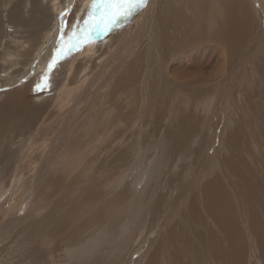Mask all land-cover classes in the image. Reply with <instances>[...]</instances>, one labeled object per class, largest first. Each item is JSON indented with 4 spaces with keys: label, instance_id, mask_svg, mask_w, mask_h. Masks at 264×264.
<instances>
[{
    "label": "rangeland",
    "instance_id": "374dc122",
    "mask_svg": "<svg viewBox=\"0 0 264 264\" xmlns=\"http://www.w3.org/2000/svg\"><path fill=\"white\" fill-rule=\"evenodd\" d=\"M87 1L90 0H0V94H4L3 91L5 92L8 88L11 89L16 86H21L24 82L31 81L33 85L31 87L28 86L21 92L23 96L27 97V102L38 104L46 101V103L48 102L52 106L55 103L54 95L57 93L53 95L51 92L52 84L57 82L53 80V75L55 74L57 78L61 77V71L66 69L65 65L68 62L76 66L80 62L85 66L87 64H91L92 66L95 63L99 65V62L103 59H97L96 61L95 56L98 53V48L102 49L101 45H106L107 41L111 38L113 26L120 21L121 17H125L130 10H140V4H142V0H120V3L124 5L127 4V8V6L124 5L118 6L120 3L118 2L117 4L115 0H110L106 5V1L103 0L95 6L94 3H90L92 5H87ZM128 1L129 3H127ZM248 1L251 6L254 7L257 28H255V31L253 29L254 27L245 29L249 31L244 32V38H246V40L239 53H237V48L235 49L233 47L230 49L231 52L228 49L224 53L225 55L219 53V59L221 58L220 60L223 63V68L219 74L211 76L209 79L210 81L208 80V82H205L206 85H202V87H200V85L196 87L193 86L191 88L192 90L188 89L189 87L185 88L180 86L174 79L172 80L173 86L170 83L171 79L168 77V72H171L174 68L178 69L175 73H184V70H186L188 66L195 67L200 64L203 70H205V60L209 56L210 47L212 49L211 42L207 40L201 46L203 50L200 46H198L200 48L199 50L195 48L197 45L195 47L194 45H189L184 48V51H178V55H187V53L189 55L197 54L195 56L204 55V58L200 61H197V57L195 58L194 56L192 64L186 61L183 64L184 67L181 65L180 61L184 58L187 59V56L180 60L173 59L174 63L172 64L174 68H167L166 60L165 67H163L161 60L152 55L153 58L151 60L148 59L147 67L152 74V77L151 74H149L148 81L151 79L153 84L149 83L150 85L146 86L144 89L142 87L139 88L137 82L133 84L134 93L137 96L146 93L145 96L147 100L140 109L132 110L133 114L129 119H121L117 115L120 108L123 106L122 104L125 103L117 102V100L115 101L113 95L115 94L116 97L124 95L118 92L117 88L119 84H116L114 81V79H117V75L122 74V71L117 75L111 74L113 76L105 83L112 87L113 91L109 93L107 91L108 96L104 94L105 89L102 91L103 93H101L100 89L95 94L97 99L94 98V101L92 100L91 103L99 102V104L94 105L96 110L100 109L103 105L110 107L109 109L112 111L109 113V118L115 120L114 127H112L111 130L113 132L107 129L108 124L106 125L103 122L96 127L102 124L105 125L104 127L98 129V132L94 131L95 133H89L85 138H77L79 135L71 132L69 129L68 131L71 132L72 138L70 137V139L72 143L68 150V147H66V152L59 153L67 157L63 155L60 157L62 158L60 160L53 159L52 164L57 167H52L50 169L48 167L49 165L47 167H39L41 158L44 159L43 155L48 156L47 159L49 162L50 155L55 156L58 153L56 152L54 154V152L50 153L49 151L50 154H41L42 150L39 144L45 149L44 144H42L45 142V140L43 141L45 138L43 133H35L31 139L32 135L29 134L31 127L24 124L18 129L17 126H20L21 123H14L11 124L8 129L3 128L0 130L1 155L9 154L8 156L12 158L14 152L17 156L19 153V158L23 160L27 159L25 162L26 166H28L27 164L29 161H33L34 158L36 162L39 161L38 168H34V170L38 169L40 172L38 175L39 180L37 179L39 182L33 181V183L29 184V178L26 177L30 174L27 173L25 178L24 175L21 174L20 177L22 176L24 178L23 182H25V186L22 185L23 188H21L20 193H17V199H19L20 203L18 208L10 211L6 209L0 211V220L7 219L5 220L6 222L14 216H20V218L25 219L19 222V224H24L23 227H19L18 224V227L13 226L12 228L8 226L7 223H2L1 226L6 227V231L8 229L9 235L11 234L10 238L14 239V241L15 238H21V233L26 230L24 229L26 226L30 227L32 229L31 231H33V229L35 232L37 231L36 234L45 235L42 239L45 241H41L38 238L34 240L35 236L32 235L33 248L28 251L30 252V256L32 255V260L35 259L34 256L37 254V251L43 253L44 260L46 261L45 264H53V262L54 264H69L65 259L62 260L60 258L59 247L63 250H67L68 247L64 244L69 243L72 238H75L73 237L74 234L78 237L79 232L84 233V231H91V227H87L102 224L106 218H109L110 222L105 221L102 224L101 231H106V226L110 223H114L115 230L113 234L118 238H121L122 235L126 236L127 244L123 247L124 249L122 248V251L120 250L116 260L105 263L104 260L108 258L102 259L100 257L95 261L97 264H264V0ZM102 3L104 5L100 8ZM132 3L135 6L129 8V4ZM53 4H55V6ZM205 4L207 3L205 2L204 5ZM151 5L154 6L153 1H151ZM87 6H89V8H86ZM119 7L121 8L119 9ZM86 12L89 13L88 18H83L85 21L84 24L82 26H77V22L80 20L79 16H81L80 14L83 15V13ZM101 15L104 17L102 18ZM13 16L16 17L14 22H12L14 18L10 19ZM248 18L249 17H247V21ZM260 19L263 20V25ZM95 20L97 21L93 25ZM38 21L40 23H38ZM34 23H37V25L34 26L35 33L33 34V38L31 34L32 30L29 26H32ZM44 24L46 25L45 28L43 27ZM144 28L147 29V25L146 27L144 26ZM40 32L42 36L37 38ZM131 34L132 31L118 40V43L113 49L117 54L122 55L126 51V48L136 44V41L132 44L128 42ZM53 37L55 38L54 42L52 41ZM103 37L104 40L102 41ZM250 37L251 39H249ZM84 43H86L87 46H92L91 50H86L87 47H85ZM136 45L138 48H141L140 42H137ZM93 46H95L94 49ZM190 47L191 49L195 48L194 51H189L188 49ZM81 50L89 51L87 54L81 55V53H83ZM27 51L30 55L27 54ZM184 52L186 54H183ZM128 53H126V55ZM142 53L145 54L144 50H142ZM135 54L136 52L132 55L131 60L134 58ZM163 54L164 53H162V55ZM52 55L53 57L51 58ZM21 56L24 57L21 58ZM87 56H89V60H87ZM65 57L67 60H64ZM130 57L131 56H128L127 59ZM84 60H87L88 63H84ZM194 61L197 64L194 63ZM175 62L179 63L178 66H176ZM24 63L26 65H24ZM82 63L80 64L83 67L84 65ZM213 69L218 70L220 67L215 66ZM193 70L194 69H187V72ZM210 70L211 69L206 70L207 73H209ZM76 71L79 73L77 80L85 78L80 77L81 70L80 72H78V70ZM158 71L159 73H157ZM93 72L95 73L96 71L93 70ZM8 75L10 77H7ZM180 75L181 74L177 76L182 78L183 74ZM200 75H202V73ZM108 82L111 83L108 84ZM168 87H170V89ZM223 87L225 92L222 93L221 96H217V100L212 104L213 107L210 110L208 103L211 102V99L216 94H219L218 91ZM11 92L12 91H10V93ZM74 92L73 90L71 99L77 98L76 94L79 92H75V94ZM174 93H177L175 97L178 94L181 95L180 98H182V95L185 96L184 104L181 102L175 105L174 101L170 102L169 99H172ZM135 94H133L134 98H130V100H134L133 102L138 103L139 107L140 99H136ZM7 95L5 94V97ZM51 96L53 98H51ZM194 96L195 99H193ZM7 98L8 100L10 99V101L5 104ZM7 98L5 99L6 101L0 100V117L3 114H11L5 111L9 102L20 104V102L23 101V98L18 95L13 97L8 96ZM200 99H206V101L204 100L199 104L200 107L192 104L193 100L199 102ZM100 100H103V102ZM86 103H88V101L84 102L82 105ZM133 104L134 103H132L130 107H132ZM204 104H207V106ZM55 105L56 104H54V106ZM3 106L5 107L3 108ZM202 106L204 107L202 108ZM200 108L201 110H199ZM87 109L88 108H86V110ZM201 111H203V113L205 112L204 115H202L203 113H201ZM124 112L126 111L124 110ZM171 112L172 115L169 114ZM184 112L187 114L185 115ZM174 113H179L180 115L178 114L176 116ZM215 113H218L219 116L218 114L214 115ZM205 115L207 118L204 117ZM58 118H63V115H59ZM177 120L182 121V123L180 121L177 122ZM187 120L188 122L186 123ZM201 120L203 122H201ZM58 122L59 120L52 124L54 129ZM77 122L78 121L74 123V128H77L81 123V121L80 123L78 122L79 124ZM191 122L194 123V126ZM179 123H181V126ZM176 125H179L177 126L178 128H176ZM96 127H91L90 131ZM179 127H182L183 132L185 131L184 134ZM191 127L193 128L191 129ZM243 128H245V130ZM196 129L198 132H194L197 131ZM204 130L206 132H204ZM191 131L193 133H191ZM201 131H203L204 134L206 133V135L200 133ZM188 132L192 134V138H189L190 135ZM96 133H98V136ZM104 133L106 134L104 135ZM122 133L124 136H122ZM194 134H197V136L200 135L201 138L203 136V140H201L200 137L196 139L197 136ZM51 135L52 137L55 136L52 131L48 133V136ZM63 138L68 139V137ZM86 138L87 140H85ZM125 141H127V143H125ZM74 142H79V147H77L79 151L76 162L73 161L74 164L71 165L73 157L70 155V152H73ZM59 143L60 140L58 144ZM136 145L140 146L137 147ZM54 146L57 147V144L54 143ZM62 146L64 145L62 144ZM49 147L50 146H48V148ZM125 147L131 148L127 150ZM174 149L175 151L173 152ZM61 150L58 149V151ZM112 151L113 153H110ZM194 151L196 152L195 154ZM29 153L32 155H29ZM70 157L72 160H69ZM177 157H179V159ZM126 158L128 161H126ZM137 159H139V161H137ZM19 163L15 164L13 162V164H15L14 169ZM145 167L148 168L146 169ZM147 174L150 176L148 177ZM9 177L12 178V176ZM40 178L45 179L42 181ZM115 178L118 179L116 180ZM9 179L5 170L0 166L1 193L7 191ZM14 180L18 182L22 181L18 176L15 177ZM253 184L254 187H252ZM26 201H28V205L31 207H37L38 213L35 216L26 217L25 211L21 207L23 205L28 207V205L25 204ZM110 205L112 208H110ZM131 206L132 208H130ZM224 206L227 208H224ZM122 209L123 212H121ZM131 210L135 211L131 213ZM21 211H23L24 214H22L25 216L19 215L18 212ZM118 212L123 214L119 213L116 219H114V215L116 216ZM128 213L131 214L128 215ZM77 228H80L78 229L79 231H74ZM20 229L24 230L21 231ZM112 229L113 228L110 229L111 232ZM101 231L99 230L100 233H102ZM19 232L20 235H18ZM24 232L26 233V235L22 233L24 240L22 238V240L18 239L19 241L17 240V244L20 243L21 251L23 250L26 252L29 246L24 243V241H26L24 237H28L27 233L29 232ZM100 233H98L99 238H104L100 245L103 249H107L110 242L109 238ZM85 235L87 234L82 236L84 237ZM11 239L9 242H5L3 246H8ZM117 243L118 240H116L115 244ZM113 247L114 245L112 244V249ZM32 252L35 253V255H33ZM40 253H38L39 258H41ZM222 255L228 257L223 258ZM27 256L30 258L28 253ZM46 256L48 257L46 258ZM9 258H11V256H7V260ZM13 258L18 260L15 254ZM34 262H36V259Z\"/></svg>",
    "mask_w": 264,
    "mask_h": 264
},
{
    "label": "bare ground",
    "instance_id": "6f19581e",
    "mask_svg": "<svg viewBox=\"0 0 264 264\" xmlns=\"http://www.w3.org/2000/svg\"><path fill=\"white\" fill-rule=\"evenodd\" d=\"M53 1V0H52ZM94 1V2H93ZM103 0H90V1H87V5H89L90 3H94V6L95 5H98L99 3H101ZM106 3H109L110 0H105ZM116 3L118 4V2L120 3V0H115ZM131 1V0H130ZM151 1H153V4L154 6L151 5ZM84 2V1H82ZM207 3L204 5V3ZM85 3V2H84ZM129 3V1L127 2ZM86 4V3H85ZM90 4V5H92ZM114 4V3H113ZM133 4V3H132ZM55 6V4H53ZM77 5V4H76ZM79 5V4H78ZM103 3L100 5V8L103 7ZM122 6L124 5L123 3H120L118 4V6ZM124 6H127L124 5ZM123 6V8H124ZM141 8L140 10H137L136 9H132L129 11V13L125 16V17H121L120 18V21H118L115 26H113V31L111 32L112 36L111 38L109 39V41H107V44L106 45H101L102 46V49L101 48H98V53L97 55L95 56V59L97 61V59L101 60L103 59L102 61L99 62V65H96V63L94 65L91 66V64H87L89 60V56H87V60L84 62L86 63L87 65L85 66L82 62L84 66L82 67L80 63L76 65H72V63L68 62L65 66H66V69L62 70L61 73L62 75H60L61 77L57 78L56 75L54 74L53 75V80L57 81V82H54L51 86L52 90H55V91H52V94L54 95V93H56L55 96V103L56 104V108L54 106V104L51 106L50 103H46V101H44L43 103L40 102V103H32L31 102H27V97L23 96L21 94V92H23L28 86H32V82L31 81H27V82H24V84H22L21 86H16V87H13L11 89L8 88V90H6L5 92L3 91L4 94H0V100H5L8 96H15V95H18L20 97L23 98V101L20 102V104H17V103H13V102H9V104H7V107H6V110L5 111H8L9 115L7 114H3L1 117H0V130H2L3 128L4 129H8L9 126H11V124H14V123H21L20 126H17L18 129H20V127L22 125H27L29 127H31L30 129V135L31 136V139L33 137V135L35 133H43L45 138L43 139V141L45 140L44 143V147L45 149H43L41 146V144H39V147H41V154L43 153H53L54 154L56 152H58L55 156H51L50 155V158H49V162H48V159H47V155H43L44 156V159L41 158V163L36 162L35 161V158L33 161H29V163L27 164L28 166H26L25 162L26 160L22 159V158H19V153H18V156L17 154L14 152V156L12 158H10L8 155H1L0 154V166L3 168V170H5L7 176H8V179H9V186L7 188V191L4 192V193H1L0 191V211L1 210H12V209H17L18 206H19V199H17V195L20 193V190L21 188H23V186H25V182H23V179L25 178L26 174L29 173L30 175H28L26 178H29V184L30 183H33L38 181L39 177V171L38 169H35L34 168H38V163H39V167H49L52 168V167H57L55 165L52 164V161L53 159H62L60 158L61 156H63L64 154L60 155L59 153L60 152H66V147L67 150L70 148L71 146V132H74L75 134H78L79 137L77 138H82V137H86L89 133H95L96 131L98 132V129H100L101 127H104L105 125H100L99 127H96L98 126L100 123H105L107 125V129H110V131L112 130V127H114V124H115V120L113 118H109V113L110 110L109 106H101L100 109L96 110V108L94 107L95 104H99L98 103H91V101L95 98L97 99V97L95 96V94L101 89V93H103L102 91L104 90V94L108 95V93L110 91H113L112 87L106 85V81L113 75L111 74H115L117 75L119 72L122 71V74L120 75H117V79H114L115 83L116 84H119L118 86V92L120 94H124L122 96H115L114 95V98H115V101L117 100V102H124L125 104H122L123 106L120 108V111L119 113L117 114L121 119H129L131 117V115L133 114V111L132 110H135V109H140L143 104L146 102V96L145 94L146 93H141L140 95H136L133 91V84L134 83H138L139 85V88L142 87L143 89L150 85L152 83V80L150 79V81H148V76L149 74H151V71L148 70L149 68L147 67L148 65V59H152L153 56H155L157 59L159 58L162 62V65L163 67H165V60H166V64H167V68L168 67H171V68H174L173 64V59H182L184 58L185 56H187L188 58L187 59H182L180 61L181 65L183 66V64L187 61H189L191 64L194 60V56L197 55V54H194V55H189L187 53V55H178L179 52L178 51H181L183 50L184 51V48L186 46H189V45H194V47L197 45V47H195L196 49L198 48L200 50V48H202L201 46L203 45V43H205V41H209L211 42L212 44V49L210 47V50H209V56L208 58H206L205 60V70H203V68L199 65L195 66V67H191V66H188L186 68V70H184V73H175L178 69H172L171 72H168L169 73V76L170 79H171V85L173 86V79L176 80V82L182 86V87H189L188 89H191L193 86H198L200 85V87H202V85H206L205 82H208V80L210 79L211 76L213 75H217L219 74V72L222 70V66H223V63L221 62V58L219 59V53L221 55H223L228 49L230 51V49H232L231 47L233 48H237V53H239L240 49L243 47L244 43H245V40L246 38H244V32L245 31H249V30H245L247 28H252L254 27V31H255V28H257V19H256V16H255V13H254V7L251 6L250 2L248 0H142V4H140ZM261 7V6H260ZM263 7V6H262ZM86 8H89V6H87ZM93 8V7H92ZM99 8V9H100ZM121 7H119L120 9ZM128 8V6H127ZM34 9V8H33ZM85 9V8H84ZM126 9V8H125ZM124 9V10H125ZM36 10V9H35ZM95 11V10H94ZM257 11V10H256ZM124 12V11H123ZM258 12V11H257ZM262 12V11H261ZM95 13V12H94ZM258 14V13H257ZM262 14V13H261ZM81 16L80 17V20L77 22V26H82L84 24V19H87L88 16H89V13H83L80 14ZM94 15V14H93ZM96 15V14H95ZM92 16V15H91ZM90 16V17H91ZM97 16V15H96ZM102 18L104 17L103 15H101ZM154 16V17H153ZM89 17V18H90ZM100 17V16H99ZM98 17V18H99ZM247 17L248 18V21H247ZM14 18V19H13ZM84 18V19H83ZM93 18V16H92ZM91 18V19H92ZM101 18V19H102ZM258 18V17H257ZM10 19H13L12 22H14L16 20V17H12ZM261 20V19H260ZM44 21V20H43ZM97 20H95L93 22V25L96 23ZM101 21V20H100ZM263 20H261V23H262ZM91 22V23H92ZM99 22V21H98ZM25 23V22H24ZM32 23V22H30ZM38 23H40L38 21ZM150 23V24H149ZM217 23V24H216ZM145 24V25H143ZM254 24V25H253ZM259 24V23H258ZM3 25V24H2ZM37 25V23H34L32 26H29L32 30V35L35 33L34 31V26ZM92 25V24H91ZM109 25V24H108ZM147 25V29L144 28V26L146 27ZM263 25V23H262ZM260 25V26H262ZM0 26H1V20H0ZM45 24L43 25V27L45 28ZM73 27V26H72ZM71 27V28H72ZM86 27H87V22H86ZM94 27V26H92ZM110 27V26H109ZM112 27V26H111ZM1 28V27H0ZM78 29V28H77ZM108 29H111V28H108ZM1 30V29H0ZM244 30V31H243ZM14 31V30H13ZM25 31V29H24ZM56 31V30H55ZM69 31V30H68ZM74 31V30H73ZM89 31V30H88ZM94 31V30H93ZM130 31H132V34L131 36L129 37L128 39V42L130 44H132L133 42L136 41V44L137 42H140V46L141 48H138L137 45H133L132 47L129 46L128 48H126V51L120 55V54H117L114 49L115 45L118 43V40L124 36H126ZM28 32V31H27ZM90 32V31H89ZM257 32V31H256ZM17 33V32H16ZM77 33V32H76ZM117 33V34H116ZM263 33V32H262ZM30 34V33H29ZM255 34V33H254ZM68 35V34H67ZM104 35V34H103ZM102 35V36H103ZM28 36V35H26ZM41 32L39 34V37H41ZM58 36V35H57ZM150 36V37H149ZM26 38V37H25ZM33 38H34V35H33ZM64 38V37H63ZM253 38V36H252ZM54 37L52 39V41L54 42ZM57 39V38H56ZM67 39V38H66ZM251 39V37L249 38ZM248 39V40H249ZM50 40V39H49ZM97 40V39H96ZM104 40V37L102 39V41ZM106 40V39H105ZM247 40V41H248ZM253 40V39H252ZM27 41V40H26ZM30 41V40H29ZM62 41V40H60ZM246 41V42H247ZM255 42V41H254ZM28 43V42H27ZM62 43V42H61ZM100 43V42H99ZM23 44V43H22ZM29 44V43H28ZM51 44V43H50ZM96 44V43H95ZM86 50L89 49L91 50L92 46H87L86 43H84ZM92 45V44H90ZM207 45V44H206ZM210 45V44H209ZM27 46V45H25ZM200 46V48L198 47ZM205 46V45H204ZM56 47V46H55ZM84 47V48H85ZM207 47V46H206ZM32 48V47H31ZM95 48V46H93V49ZM194 48V49H195ZM25 49V48H24ZM48 49V47H47ZM194 49L191 47L188 49L189 51L190 50H193ZM30 50V49H29ZM88 50V51H89ZM142 50H144L145 54L142 53ZM152 50V51H151ZM203 50V48H202ZM213 50V51H212ZM25 51V50H23ZM32 51V50H31ZM88 51H85V50H81V55L82 54H87ZM182 51V52H183ZM193 51H191L192 53H194ZM198 51V50H197ZM28 52V51H27ZM94 52V51H93ZM129 52V53H128ZM135 54L134 58L131 60L132 58V55ZM139 52V53H138ZM181 52V53H182ZM188 52V51H186ZM199 52V51H198ZM231 52V51H230ZM92 53V52H91ZM126 53H128L126 55ZM162 53H164L162 55ZM190 53V52H189ZM201 53V52H200ZM25 54V53H23ZM28 55L29 52L27 53ZM46 54V53H45ZM43 54V55H45ZM183 54H186L185 52ZM235 54V53H234ZM26 55V54H25ZM153 55V56H152ZM225 55V54H224ZM227 55V53H226ZM229 55V53H228ZM50 56V55H49ZM86 56V55H85ZM128 56H131L130 58L127 59ZM152 56V57H151ZM199 56V55H198ZM198 56H195V58L197 59V61L199 60H202L204 58V55H200L199 57ZM234 56V55H233ZM9 57V55H8ZM24 57V56H21V58ZM53 57V55L51 56V58ZM78 57V56H77ZM80 57V56H79ZM82 57V56H81ZM84 57V56H83ZM235 57V56H234ZM42 58V57H41ZM56 58V57H55ZM28 59V58H27ZM81 59V58H80ZM243 59V58H242ZM11 60V59H10ZM64 60H67V58L65 57ZM62 60V61H64ZM83 60V59H82ZM156 60V59H155ZM153 60V61H155ZM12 61V60H11ZM41 61V60H40ZM177 61V60H176ZM51 62H52V59H51ZM179 62V61H178ZM176 63V66H178L179 63ZM240 62V61H239ZM243 62V61H242ZM11 63V62H10ZM63 63V62H62ZM194 63H196L194 61ZM12 64V63H11ZM52 64V63H51ZM61 64V63H60ZM159 64V63H158ZM172 64V66H171ZM197 64V63H196ZM231 64V63H230ZM19 65V64H18ZM24 65H26L24 63ZM186 65H189V64H186ZM194 65V64H193ZM21 66V65H20ZM76 66V67H75ZM88 66H89V69H88ZM215 66H219L220 69L218 70H215L213 69ZM18 67V66H17ZM38 67V66H37ZM44 67V66H43ZM57 67V66H56ZM75 67V68H74ZM158 67V66H157ZM184 67V66H183ZM200 67V68H199ZM226 67V66H225ZM239 67V66H238ZM86 68V69H85ZM177 68V67H176ZM18 69V68H17ZM45 69V68H43ZM184 69V68H183ZM187 69H194L193 71H190V72H187ZM209 73H207L206 70H209ZM16 70V68H15ZM46 70V69H45ZM80 72V77L83 78L85 77L84 79L82 80H77V77L79 75V73H77V71ZM93 70H95L96 72L94 73ZM14 71V70H13ZM12 71V72H13ZM18 71V70H17ZM155 71V70H153ZM160 71V70H159ZM159 71L157 73H159ZM169 71V69H168ZM182 71V70H181ZM186 71V72H185ZM58 72V71H57ZM202 73V75H200ZM59 74V72H58ZM179 74H183V77H179L177 75ZM194 74V75H192ZM196 74V75H195ZM30 75V74H29ZM180 75V76H181ZM31 76V75H30ZM41 76V75H40ZM154 76V75H153ZM7 77H10L9 75ZM151 77H152V74H151ZM165 77V76H164ZM158 78V77H156ZM26 79V78H25ZM5 80V79H4ZM22 80V79H20ZM29 80V79H27ZM161 80V79H160ZM38 81V80H37ZM165 81V80H164ZM170 81V80H169ZM210 81V80H209ZM245 81V80H244ZM19 82V81H17ZM154 82V81H153ZM111 82H108V84H110ZM150 83V84H149ZM156 83V82H155ZM166 83V82H164ZM175 83V82H174ZM224 83V82H223ZM231 83V82H230ZM17 84V83H16ZM19 84V83H18ZM35 84V83H34ZM153 84V83H152ZM196 84V85H195ZM233 84V83H232ZM158 85V83H157ZM168 85V84H167ZM176 85V84H175ZM216 85V84H215ZM169 86V85H168ZM34 87H37V86H34ZM138 87V86H137ZM153 87V85H152ZM156 87V86H154ZM158 87V86H157ZM164 87V85H163ZM171 87V86H170ZM170 87H168L170 89ZM219 87V86H218ZM225 87V86H224ZM224 87L222 89H220L219 94H216L212 99H211V102L208 103V107L210 106V110L211 108L213 107L212 104L215 103V101L217 100V96H221L222 93H224ZM184 88V89H185ZM205 88V86H204ZM203 88V89H204ZM142 89V90H143ZM160 89V88H159ZM182 89V88H181ZM202 89V90H203ZM73 90L75 92H79L77 95V98L76 99H71V97L73 96L72 95V92ZM127 90V91H126ZM129 90V91H128ZM139 90V89H138ZM156 90V89H155ZM155 90H152V91H155ZM168 90V89H167ZM192 90V89H191ZM10 91H12L10 93ZM108 91V93H107ZM124 91V92H123ZM150 91V90H149ZM151 91V92H152ZM172 91V90H171ZM170 91V93H171ZM7 92V93H6ZM74 92V94H75ZM123 92V93H121ZM148 92V91H147ZM156 92V91H155ZM205 92V91H204ZM165 93V92H164ZM181 93V92H180ZM189 93V92H188ZM200 93V92H199ZM241 93V92H240ZM5 94H9L5 97ZM111 94V93H110ZM133 94H135V98H139L140 99V106L138 107V103H135L133 102L134 100H130L134 98ZM167 94V92H166ZM165 94V96H166ZM177 93H174L173 96H172V99H169L170 102L171 101H174L175 105H178L179 103L182 102V104H184V99H185V96L182 95V98L181 95H177L175 97ZM201 94V93H200ZM105 95V96H106ZM112 95V96H113ZM195 95V94H194ZM197 95V94H196ZM241 95V94H240ZM109 96V95H108ZM151 96V95H150ZM169 96V95H167ZM198 96V95H197ZM196 96V97H197ZM170 97V96H169ZM192 97V96H191ZM51 98H53L51 96ZM50 98V99H51ZM99 98V97H98ZM162 98V97H161ZM198 98V97H197ZM210 98V97H208ZM259 98V96H258ZM195 99V96L194 98ZM203 99V98H202ZM29 100V99H28ZM154 100V99H153ZM206 101V99H204ZM204 100H201L199 102L193 100L192 101V104H194L195 106H199L200 103H202ZM236 100V99H235ZM6 101V100H5ZM10 101V99L8 100L7 98V101L5 102V104ZM88 101V103L82 105L84 102ZM94 101V100H93ZM101 101V100H100ZM164 101V100H162ZM2 102V101H1ZM103 102V100L101 101ZM100 102V103H101ZM116 102V103H117ZM161 102V101H160ZM29 103V105H28ZM133 104L132 107H130V105ZM173 103V102H172ZM198 103V104H197ZM105 104V103H104ZM107 104V103H106ZM191 104V105H192ZM111 105V104H110ZM174 105V104H173ZM203 105V104H202ZM205 106H207V104H204ZM115 106V105H114ZM172 106V105H171ZM188 106V105H187ZM5 106H3L4 108ZM128 107V109H127ZM184 107V106H183ZM190 107V106H189ZM193 107V106H192ZM204 106H202L203 108ZM225 107V106H224ZM2 108V107H1ZM2 108V110H3ZM86 108H88L86 110ZM99 108V107H98ZM196 108V107H194ZM216 108V107H215ZM95 111H94V110ZM114 109V108H113ZM118 109V108H117ZM206 109V108H205ZM209 109V108H208ZM214 109V108H213ZM124 110L126 112H124ZM174 110V109H173ZM180 110V108H179ZM186 110V109H185ZM201 110V108L199 109ZM203 110V109H202ZM31 113H29V112ZM176 111V110H175ZM174 111V112H175ZM242 111V110H241ZM240 111V112H241ZM141 112V111H140ZM188 112V111H186ZM199 112V111H198ZM213 112V111H211ZM1 113V112H0ZM4 113V112H3ZM124 113V114H123ZM153 113V112H152ZM201 113H203V111H201ZM205 113V112H204ZM204 113L202 115H204ZM223 113V112H222ZM226 113V112H225ZM138 114V112H137ZM141 114V113H140ZM154 114V113H153ZM172 115V112L169 113ZM176 114V116L179 114V113H174ZM173 114V115H174ZM185 114V112H184ZM183 114V115H184ZM187 114V113H186ZM185 114V115H186ZM193 114V113H191ZM218 113H215L214 115H216ZM6 117H5V116ZM59 115H63V118H58ZM152 115V114H151ZM180 115V114H179ZM243 115V114H242ZM191 116V115H189ZM195 116V115H194ZM219 116V114H218ZM145 117V116H143ZM186 117V116H185ZM204 117L207 118V116L205 115ZM242 117V116H241ZM264 117V116H263ZM109 118V119H108ZM191 118V117H190ZM194 118V117H193ZM192 118V119H193ZM196 118V117H195ZM246 118V117H245ZM244 118V119H245ZM108 119V120H107ZM113 119V120H112ZM147 119V118H146ZM183 119V118H182ZM187 119V118H186ZM199 119V118H198ZM201 119V118H200ZM211 119V118H210ZM234 119V118H233ZM232 119V120H233ZM240 119V118H239ZM57 120H59V122L57 123V125L55 126V129H54V126L52 125L54 122H56ZM81 123H80V121ZM185 120V119H184ZM216 120V119H214ZM231 120V119H230ZM78 121L77 123L79 124V126L77 128H74L73 125L74 123ZM140 121V120H139ZM180 121V120H177V122ZM209 121V120H208ZM246 121V120H245ZM182 123V121H180ZM188 122V120L186 121V123ZM201 122H203L201 120ZM207 122V121H206ZM76 123V124H77ZM139 123V122H138ZM181 123L180 126H181ZM185 123V125L187 126V124ZM192 123V122H191ZM197 123V122H196ZM205 123V121H204ZM237 123V122H236ZM177 124V123H175ZM194 123H192L193 125ZM138 125V124H137ZM208 125V124H207ZM95 126L96 128L93 129L92 131L91 130V127ZM109 126V127H108ZM177 126L179 125H176V128H178ZM184 126V125H183ZM194 126V125H193ZM198 126V125H197ZM201 126V125H200ZM205 126V124H204ZM213 126V125H212ZM256 126V124H255ZM259 126V125H258ZM121 127V126H120ZM243 127V126H242ZM26 128V127H25ZM153 128V127H152ZM181 128L182 130V127H179ZM185 128V127H184ZM193 127H191L192 129ZM70 129V131H68ZM207 129V128H206ZM245 130V128H243ZM103 130V129H102ZM114 130V129H113ZM118 130V129H117ZM177 130V129H176ZM197 130V129H196ZM52 131L53 134L55 135L54 137L51 136H48V133ZM95 131V132H94ZM115 131V130H114ZM167 131V130H165ZM174 131V130H173ZM189 131V130H188ZM231 131V130H230ZM237 131V130H236ZM69 132V134H68ZM113 132V131H111ZM168 132V131H167ZM180 132V131H179ZM183 134V130L181 131ZM194 132H198L197 131H194ZM204 132H206L204 130ZM203 131H201L200 133L204 134ZM110 133V132H109ZM144 133V132H143ZM172 133V131H171ZM191 133H193L191 131ZM5 134V133H3ZM15 134V133H14ZM51 134V133H50ZM90 134V135H91ZM98 133H96L97 135ZM106 133H104L105 135ZM173 134V133H172ZM180 134V133H179ZM186 134V133H185ZM189 134V132H188ZM201 134V136H202ZM238 134L240 135L239 131H238ZM246 134V133H245ZM77 135V136H78ZM189 138H192V134H189ZM197 136V134H194ZM206 135V133L204 134ZM6 136V135H5ZM98 136V135H97ZM103 136V135H102ZM120 136V134H119ZM122 136L123 133H122ZM149 136V135H148ZM157 136V135H156ZM165 136V135H164ZM175 136V135H174ZM242 136V135H241ZM63 137H68V139H65ZM74 137V135H73ZM128 137V136H127ZM158 137V136H157ZM156 137V138H157ZM172 137V136H171ZM200 137L197 136L196 139ZM205 137V136H204ZM27 138V136H26ZM72 138V137H71ZM166 138V137H165ZM164 138V139H165ZM177 138V137H176ZM175 138V139H176ZM188 138V139H189ZM201 138V137H200ZM213 138V137H212ZM217 138V137H216ZM254 138V137H253ZM1 139H2V135H1ZM30 139V140H31ZM39 139V138H38ZM91 139V138H89ZM99 139V138H98ZM114 139V138H113ZM123 139V138H122ZM127 139V138H125ZM124 139V140H125ZM153 139V138H152ZM168 139V138H167ZM166 139V140H167ZM183 139V138H182ZM195 139V137H194ZM206 139V138H205ZM252 139V138H251ZM255 139V138H254ZM253 139V140H254ZM27 140V139H26ZM60 140V143L58 144ZM87 140V138L85 139ZM170 140V139H169ZM177 140V139H176ZM191 140V139H190ZM201 140H203V136L201 138ZM257 140V139H255ZM5 141L7 143V145L9 146L6 138H5ZM23 141V140H22ZM96 141V140H95ZM102 141V140H101ZM141 141V140H140ZM199 141V140H198ZM2 142V141H1ZM86 142V141H85ZM84 142V143H85ZM97 142V141H96ZM106 142V141H105ZM112 142V141H110ZM138 142V141H137ZM146 142V141H145ZM162 142V141H161ZM196 142V141H195ZM201 142V141H200ZM203 142V141H202ZM205 142V140H204ZM257 142V141H255ZM23 143V142H22ZM54 143L57 144V147L54 146ZM101 143V142H100ZM123 143V141H122ZM125 143H127V141H125ZM153 143V142H152ZM163 143V142H162ZM181 143V142H180ZM191 143V142H190ZM62 144L64 146H62ZM87 144V143H86ZM99 144V143H97ZM110 144V143H109ZM212 144V143H211ZM85 145V144H84ZM101 145V144H100ZM194 145V144H193ZM37 146V145H36ZM48 146H50L48 148ZM83 146V145H81ZM95 146V145H94ZM127 146V144H126ZM129 146V145H128ZM137 146V145H136ZM140 146V145H138ZM137 146V147H138ZM152 146V145H151ZM192 146V145H191ZM77 147H79V142L78 143H75L73 144V152L69 151L70 152V155L73 157V160L70 159L69 160H72L71 162V165L74 164V162H76V159H77V155H78V151L77 150ZM84 147V146H83ZM108 147V146H107ZM110 147V146H109ZM149 147V146H148ZM186 147V146H185ZM195 147V146H194ZM201 147V146H200ZM209 147V146H208ZM38 148V147H37ZM85 148V147H84ZM118 148H121V147H118ZM126 148V147H125ZM131 148V147H129ZM129 148H126L127 150ZM140 148V147H139ZM158 148V147H157ZM187 148V147H186ZM39 149V148H38ZM58 149H62L61 151H58ZM137 149V148H136ZM172 149V148H171ZM178 149V148H177ZM185 149V148H184ZM189 149V148H188ZM196 149V148H195ZM208 149V148H207ZM22 150V149H21ZM91 150V149H90ZM113 150V149H111ZM110 150V151H111ZM121 150V149H120ZM125 150V149H124ZM161 150V149H160ZM165 150V149H164ZM167 150V149H166ZM6 151V150H5ZM47 151V152H46ZM106 151V149H105ZM130 151V150H129ZM136 151V150H135ZM147 151V150H145ZM172 151V150H171ZM175 151V149L173 150V152ZM185 151V150H184ZM196 151V150H195ZM194 151V154L196 153ZM236 151V150H235ZM23 152V151H22ZM84 152V151H83ZM150 152V150H149ZM193 152V151H192ZM12 153V152H11ZM10 153V154H11ZM39 153V152H38ZM49 153V154H50ZM77 153V154H76ZM108 153V151H107ZM110 153H113L110 152ZM125 153V151H124ZM148 153V152H147ZM177 153V152H176ZM184 153V152H183ZM190 153V152H189ZM246 153V152H245ZM28 154V153H27ZM53 154V155H54ZM109 154V153H108ZM191 154V153H190ZM23 155V154H22ZM29 155H32L31 153H29ZM127 155V154H126ZM149 155V154H148ZM177 155V154H176ZM113 156V155H112ZM121 156V155H120ZM23 157V156H22ZM25 157V156H24ZM27 157V156H26ZM33 157V156H32ZM64 157H67L64 155ZM96 157H97V154H96ZM163 157V156H162ZM194 157V156H193ZM19 158V159H18ZM40 158V156H39ZM37 158V159H39ZM69 158V156H68ZM179 159V157H177ZM260 158V157H259ZM80 159V158H79ZM164 159V157H163ZM183 159V158H181ZM17 160V161H16ZM30 160V159H29ZM40 160V159H39ZM67 160V159H66ZM65 160V161H66ZM68 160V161H69ZM166 160V159H165ZM164 160V161H165ZM12 161V162H11ZM64 161V162H65ZM74 161V162H73ZM126 161L127 158H126ZM131 161V160H130ZM137 161H139V159H137ZM154 161V160H153ZM163 161V160H161ZM183 161V160H182ZM185 161V160H184ZM13 162L16 164V163H19L17 166H15V169H14V165ZM95 162V161H94ZM171 162V161H170ZM67 163V162H65ZM187 163V161H186ZM201 163V162H200ZM139 164V163H138ZM189 164V162H188ZM223 164V163H222ZM221 164V165H222ZM32 168H31V166ZM69 165V163H68ZM179 165V164H178ZM193 165V164H192ZM208 165V164H207ZM59 167V166H58ZM150 167V165H149ZM182 167V166H181ZM180 167V169H181ZM146 169L148 167H145ZM177 168V167H176ZM55 169V168H54ZM53 169V170H54ZM99 169V168H98ZM191 169V168H190ZM215 169V168H214ZM14 170V171H13ZM52 170V172H53ZM92 170V169H91ZM201 170V169H200ZM215 171V170H214ZM47 172V171H46ZM93 172V171H92ZM125 172V171H124ZM123 172V173H124ZM239 172V171H238ZM54 173V172H53ZM56 173V172H55ZM23 174L24 175V178L20 175ZM35 174V175H34ZM95 174V172H94ZM115 174V173H114ZM157 174V173H155ZM154 174V175H155ZM93 175V174H92ZM108 175V174H107ZM9 176H12L9 177ZM19 177L20 179H22L21 182H18L15 179V177ZM82 176V175H81ZM80 176V177H81ZM91 176V174H90ZM148 176V174H147ZM150 176V175H149ZM148 176V177H149ZM113 177V176H112ZM247 177V176H246ZM7 178V177H6ZM95 178V177H94ZM109 178V176H108ZM157 178V177H156ZM38 179V180H37ZM42 181L45 179L43 178H40ZM116 179V178H115ZM118 179V178H117ZM116 179V180H117ZM18 180V179H17ZM149 180V178H148ZM236 181V180H235ZM39 182V181H38ZM37 182V183H38ZM48 182V181H47ZM84 183V182H83ZM111 183V182H110ZM3 184V183H2ZM23 185V186H22ZM27 185V184H26ZM29 186V185H28ZM107 186V185H106ZM177 186V185H176ZM213 186V185H212ZM151 187V186H150ZM160 187V186H159ZM254 187V184L253 186ZM93 188V187H92ZM107 188V187H106ZM191 189V188H190ZM157 190V189H156ZM101 191V190H100ZM244 191V190H243ZM184 192V191H183ZM18 193V194H17ZM157 193V192H156ZM164 193V192H163ZM171 193V192H170ZM97 194V193H96ZM158 194V193H157ZM156 195V194H155ZM212 195V194H211ZM2 196V197H1ZM106 196V195H105ZM161 196V195H160ZM213 196V195H212ZM211 196V197H212ZM91 197V196H90ZM209 199V198H208ZM207 199V200H208ZM113 200V199H112ZM213 200V199H212ZM2 202V203H1ZM114 202V201H112ZM146 202V201H145ZM210 202V201H209ZM141 203V202H140ZM25 204L28 205V201L25 202ZM114 205V204H112ZM131 205V204H130ZM133 205V204H132ZM225 205V204H224ZM221 206V205H220ZM229 206V205H228ZM23 209H24V213L26 215V217H30V216H35L37 213H38V210H37V207H31L30 205H28V207L26 205H23L21 206ZM124 207V206H123ZM163 207V206H162ZM222 207V206H221ZM78 208V207H77ZM108 208V207H107ZM110 208L111 205H110ZM132 208V206L130 207ZM145 208V207H144ZM224 208H227L226 206H224ZM229 208V207H228ZM105 209V208H104ZM119 209V208H118ZM126 210V209H125ZM167 210V209H166ZM113 211V209H112ZM117 211V210H116ZM135 211V210H131V213ZM36 212V213H35ZM123 212V209L122 211ZM121 212H118L117 215L115 216L114 215V219H116V217L118 216L119 213ZM19 215L21 216H25L23 215V211L21 212H18ZM23 213V214H22ZM63 213V211H62ZM77 213V211H76ZM99 213V212H98ZM112 213V212H111ZM131 213H128V215H130ZM135 213V212H134ZM1 214V213H0ZM97 214V213H96ZM100 214V213H99ZM123 214V213H121ZM125 215V214H124ZM127 215V216H128ZM112 217V216H111ZM149 217V216H148ZM20 216H14L13 218H11L8 222H6L5 220H0V264H45V260H44V255L43 253H40V252H37L36 250V253H40V256L41 258H39V254L35 255V253H33L34 258L36 259V262H34L35 259H31L32 255L30 256V250H32L33 248V238H32V235L35 236V239L34 240H37L40 239L41 241H45V240H42L44 238V234H39L34 231H31L32 229L28 226H26V228L24 227V229H20L21 231H27L29 233H27L28 237H24L26 238L24 241V243L27 244V246H29L27 248V251H21V247H20V243L17 244V240L18 239H23L22 237V233H24L26 235V233L23 231L21 233V238H15V241L14 239H11L10 238V235H9V231L7 229L6 231V227H3L1 226L2 223H7L8 226H11L13 228V226H17L18 227V224L20 222V220H25L24 218H20ZM232 218V217H231ZM29 219V218H28ZM61 219V218H60ZM113 219V221L115 222V220ZM169 219V218H168ZM110 222L109 221V218L105 219L104 222ZM103 222V223H104ZM54 223V222H53ZM102 223V224H103ZM257 223V222H256ZM21 224V223H20ZM19 224V227H23V225ZM102 224H98V225H91L87 228H90L91 231H84V233H80L78 234V237H76V235L73 237L75 238H72L71 241L69 243H65L64 245H67L68 249L67 250H63L59 247V250H60V258L63 260L65 259L69 264H97V261L100 257L102 259H106L104 260L105 263L107 262H112L113 260H116V258L118 257L119 253H120V250L122 251L126 246L127 244V240H126V236L122 235L121 238H118L116 237V235L113 234L114 232V223L113 224H108L106 226V231H101V228H102ZM143 224V223H142ZM6 225V224H5ZM105 225V224H104ZM191 225V224H190ZM131 226V225H129ZM15 228V227H14ZM86 228V229H87ZM112 229V232L110 231V229ZM261 228V227H260ZM259 228V229H260ZM18 229V228H17ZM78 229L80 228H77L75 229L74 231H79ZM99 230L102 232L100 233ZM83 231V230H82ZM226 231V230H225ZM76 232V233H77ZM106 236L109 238V244H108V248L107 249H103L101 247V242L102 240L104 239H100L99 238V235L98 233ZM45 233V232H44ZM75 233V232H73ZM84 234H87L85 235L84 237L82 235ZM20 235V232L19 234ZM14 236V235H13ZM16 236V235H15ZM18 237V236H16ZM20 237V236H19ZM72 237V236H71ZM174 237V235H173ZM11 239V242L8 246H3L5 244V242H9V240ZM21 239V240H22ZM230 239V238H228ZM227 239V240H228ZM24 240V239H23ZM70 240V239H69ZM116 240H118V243H116ZM19 241V240H18ZM114 245L113 249H112V244ZM25 244V245H26ZM37 244V243H36ZM260 244V243H259ZM262 244V243H261ZM264 244V242H263ZM146 245V244H144ZM26 246V247H27ZM100 246V247H99ZM24 247V246H23ZM257 247V246H256ZM25 248V247H24ZM123 248V249H122ZM196 248V247H195ZM39 249V248H38ZM116 249V250H115ZM173 249V248H172ZM175 249V248H174ZM258 249V248H257ZM130 250V249H129ZM260 250V249H259ZM40 251V250H39ZM57 251V250H56ZM112 251V252H111ZM43 252V250H42ZM130 252V251H129ZM27 253L28 255L30 256V258L27 256ZM194 253V252H193ZM216 253V252H215ZM16 255L18 257V260L14 259L13 258V255ZM56 254V253H55ZM64 254V255H63ZM196 254V253H195ZM48 255V254H47ZM77 255V256H75ZM7 256L11 258H9L7 260ZM38 256V257H37ZM48 256H46L47 258ZM126 257V256H125ZM223 258H226L228 256H223ZM29 259V260H28ZM31 259V260H30ZM101 259V260H102ZM125 259V258H124ZM7 260V261H5ZM127 260V259H126ZM175 260V259H174ZM121 261V259H120ZM2 262V263H1ZM30 262V263H29ZM202 262V260H201ZM200 263V262H199ZM54 264V262H53ZM64 264V263H63ZM203 264V263H202Z\"/></svg>",
    "mask_w": 264,
    "mask_h": 264
},
{
    "label": "snow or ice",
    "instance_id": "6c2138e0",
    "mask_svg": "<svg viewBox=\"0 0 264 264\" xmlns=\"http://www.w3.org/2000/svg\"><path fill=\"white\" fill-rule=\"evenodd\" d=\"M135 5H133V4H129V8H131V7H134Z\"/></svg>",
    "mask_w": 264,
    "mask_h": 264
}]
</instances>
